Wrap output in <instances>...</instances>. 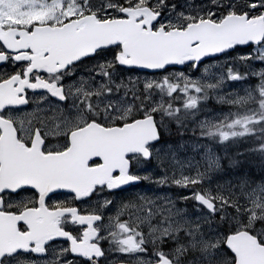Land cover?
<instances>
[{
  "label": "snow or ice",
  "instance_id": "snow-or-ice-1",
  "mask_svg": "<svg viewBox=\"0 0 264 264\" xmlns=\"http://www.w3.org/2000/svg\"><path fill=\"white\" fill-rule=\"evenodd\" d=\"M256 64L264 0H0V264H264Z\"/></svg>",
  "mask_w": 264,
  "mask_h": 264
},
{
  "label": "flooded vegetation",
  "instance_id": "flooded-vegetation-1",
  "mask_svg": "<svg viewBox=\"0 0 264 264\" xmlns=\"http://www.w3.org/2000/svg\"><path fill=\"white\" fill-rule=\"evenodd\" d=\"M59 198H63L62 196ZM105 247H107V244H105ZM108 264H126V259H122L117 254H110L108 256Z\"/></svg>",
  "mask_w": 264,
  "mask_h": 264
},
{
  "label": "rangeland",
  "instance_id": "rangeland-1",
  "mask_svg": "<svg viewBox=\"0 0 264 264\" xmlns=\"http://www.w3.org/2000/svg\"><path fill=\"white\" fill-rule=\"evenodd\" d=\"M255 67L257 69H259L260 67H264V65L256 64ZM180 70H183V69H180ZM253 82H255V79H253ZM233 86L234 87H241V85H239L238 83H235V82L233 83ZM226 90H230V89H226ZM207 107H210V108L215 107V108L219 109L220 106L215 105L214 102H209V104L207 105Z\"/></svg>",
  "mask_w": 264,
  "mask_h": 264
}]
</instances>
